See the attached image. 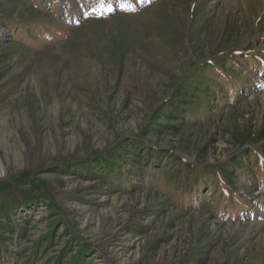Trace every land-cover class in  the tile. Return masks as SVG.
<instances>
[{
  "label": "rangeland",
  "instance_id": "rangeland-1",
  "mask_svg": "<svg viewBox=\"0 0 264 264\" xmlns=\"http://www.w3.org/2000/svg\"><path fill=\"white\" fill-rule=\"evenodd\" d=\"M0 264H264V0H0Z\"/></svg>",
  "mask_w": 264,
  "mask_h": 264
},
{
  "label": "trees",
  "instance_id": "trees-1",
  "mask_svg": "<svg viewBox=\"0 0 264 264\" xmlns=\"http://www.w3.org/2000/svg\"><path fill=\"white\" fill-rule=\"evenodd\" d=\"M175 109H176V110H175ZM170 110L173 111L174 114H173L172 116H169V117H173L174 115L179 114V112L177 111V108H170ZM152 160H153V158H152ZM152 160H151V162H152ZM108 163H109V162H106L107 165H108ZM233 163H238L239 166H243L241 160H236V161L233 162ZM110 165H111V164H109V166H110ZM222 166H223V165H222ZM222 166L219 165L218 167H222ZM134 169H135V168H134ZM157 170H160L159 167L157 168ZM192 170H193V169H192ZM134 171H135V170H134ZM229 171H230V170H227V169L223 170V169H222V170H221V173H223L224 175H227V174L229 175V173L231 172V171H230V172H229ZM194 173H197V171H195ZM198 173H199V172H198ZM233 177H234V176H233ZM233 177H232V178H233ZM200 178H201V177H200V174H196V176H193V180H196V179H199V180H200ZM189 179H190V178H188L187 181H188ZM214 180H215V179H214ZM201 182H202V181H199L198 183H201ZM203 185H204V184H203Z\"/></svg>",
  "mask_w": 264,
  "mask_h": 264
}]
</instances>
